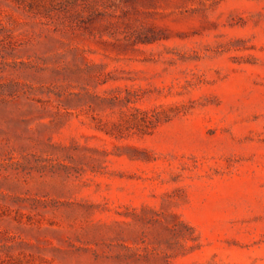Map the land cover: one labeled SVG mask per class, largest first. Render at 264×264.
I'll list each match as a JSON object with an SVG mask.
<instances>
[{"label":"rangeland","instance_id":"1","mask_svg":"<svg viewBox=\"0 0 264 264\" xmlns=\"http://www.w3.org/2000/svg\"><path fill=\"white\" fill-rule=\"evenodd\" d=\"M0 264H264V0H0Z\"/></svg>","mask_w":264,"mask_h":264}]
</instances>
